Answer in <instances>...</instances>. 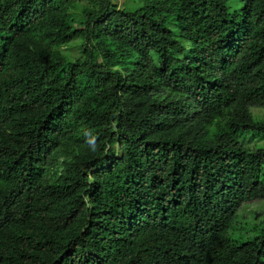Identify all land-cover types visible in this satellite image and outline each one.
Returning a JSON list of instances; mask_svg holds the SVG:
<instances>
[{
	"label": "trees",
	"instance_id": "16d2710c",
	"mask_svg": "<svg viewBox=\"0 0 264 264\" xmlns=\"http://www.w3.org/2000/svg\"><path fill=\"white\" fill-rule=\"evenodd\" d=\"M85 1L0 0V264H264V0Z\"/></svg>",
	"mask_w": 264,
	"mask_h": 264
},
{
	"label": "rangeland",
	"instance_id": "374dc122",
	"mask_svg": "<svg viewBox=\"0 0 264 264\" xmlns=\"http://www.w3.org/2000/svg\"><path fill=\"white\" fill-rule=\"evenodd\" d=\"M76 3L77 6H83L85 4V0H72ZM127 0H115L114 4L121 8L123 6H126ZM227 6L229 10H239L241 8V4L238 3L236 0H227ZM129 7V6H127ZM76 19L79 20V16L75 17V23ZM73 24L75 28L78 27V24ZM61 50L65 51V54L68 55L70 58H78L79 57V46L77 44H71L68 47H63ZM248 112L250 115L258 121H261L264 123V110L255 108V107H249ZM195 115H193L191 118H189L185 123L182 125H176L172 127L168 133L169 136L174 135H184V136H190L194 128L196 127L195 122ZM204 136L203 139H207L211 137V135L214 132V129L212 126L209 127H203ZM244 148L253 149L256 147H259L264 144V139H257V138H247L242 141ZM61 161V159L59 160ZM61 169V166L58 169V173ZM58 173L55 175V177L58 176ZM234 220L236 221L237 229H239L241 232L245 231L246 229H250L249 226H253L254 224L260 223L262 220H264V198L260 201H255L251 203H243L237 212V215L235 216ZM245 229V230H243Z\"/></svg>",
	"mask_w": 264,
	"mask_h": 264
}]
</instances>
